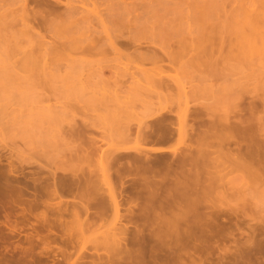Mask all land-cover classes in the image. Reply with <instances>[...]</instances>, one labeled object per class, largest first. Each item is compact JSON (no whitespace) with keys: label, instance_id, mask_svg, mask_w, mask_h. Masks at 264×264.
I'll return each instance as SVG.
<instances>
[{"label":"rangeland","instance_id":"1","mask_svg":"<svg viewBox=\"0 0 264 264\" xmlns=\"http://www.w3.org/2000/svg\"><path fill=\"white\" fill-rule=\"evenodd\" d=\"M4 1L5 3L7 1L9 2L5 4L4 2L2 3V0L0 1V6L5 4L0 9V17H1L0 19H2L3 16L5 18L10 17L6 15H12L11 17L15 16L17 17V19H19L21 15L20 4L15 3L13 1L11 2V0H4ZM30 1L31 2L28 5V18H30L28 20H30V22L29 21L24 22L27 27H23L25 25L21 26L20 25L21 21L18 20L15 23H13L15 24V26L17 24V28L16 27L15 29L10 28V30L8 31V34H5V37L3 36L4 32H1L2 30L0 31V36L2 37L0 38V174L5 173L8 177L10 170L13 169L14 171L18 172L17 174L18 176L15 175V178H17L19 182L25 187L24 200L27 202L32 200L33 195L35 194V190L39 189L40 186L38 185V183H42L43 185L48 184L51 187V184H52L51 181H52L53 176L59 179V178H63L67 176L68 174L74 173L79 177H86V178L90 177L91 187L94 188L95 190L87 189L83 185L82 187L75 188L71 194L63 196L64 199L62 200L60 198L62 195L60 194L55 195V196L54 195L46 196L44 199L45 203L53 199V202L51 201L49 202V204L58 203L60 201L76 204L74 208L70 209V212H65L62 215L57 214V212L54 209L45 205V206H40L37 210H32L29 213L27 212L24 220H22L23 218L17 217V220L20 223V230L13 232V233L4 232L3 234L0 235L2 237L0 238V264H72L73 261L74 263L78 262L77 259L84 255L86 256V254L95 255V253H97L96 255H100L101 258H104V256L108 257L109 254H107L106 256L105 253H107V251L109 252L113 250L114 247L112 246L115 245L112 242L113 239L111 240L108 237L109 236L113 237L114 233L121 234L122 233L121 230H125V229H122L123 227L126 226L128 232L129 233L131 232V234L134 233L138 227L139 229L142 228V232L144 231V236L147 235L146 237H149V235L151 234L153 235L155 231H152L151 233V230L153 229L156 231L159 230L158 229L159 227L158 228L156 227L158 230L154 228L155 226H158L160 224L157 221L159 224L155 225L156 222L152 220V218L154 217L150 216L147 222L142 220V222L144 221L145 223H147L146 225L144 224L145 226L143 225L144 227H146V230L143 229V227H141L142 226L141 219L138 218L140 220L139 222V220L136 217H139L138 215H141V214L143 215L144 211L146 213H149L150 211V214H152L151 212L155 207V203H156V207L157 205L159 207L160 206L159 204H164V202H166L164 199H161V196H163L164 192L166 191V190H162V187L163 189H167L170 187L171 190H173L174 184H175L174 176L177 177V175H179L178 172H180V170L177 169L179 167L178 163L185 160L186 162H188V164H190L189 158H191V156L193 157V155H195L194 154L195 152L197 155L194 156V158L195 160L197 158V163L196 162L194 164L191 163L192 167L195 164L197 165L201 164L200 166H202L205 169L201 167L202 170H199V171L208 170V168L203 166L204 164L207 167H209V169L211 167L212 168L215 167L214 163L216 161L214 159L218 156L215 154L225 153L227 150L225 147L226 146L225 144L227 143L226 141L224 142L225 139L224 138L222 139V136H219L220 131L217 128L216 129L218 130V133H217L218 139L216 137H212L211 135L210 137L209 133L208 134L206 133L209 131L208 127H210L211 125H216L217 127L219 126L220 128L221 125L223 126L224 124H226V122H229V120L233 122V119L239 116L238 112H240L239 110H241V107H243L242 104L244 103L248 104L250 103V101L251 102L255 101L257 106H260V107L262 106V102L264 103V100H262L264 99V93L262 92L264 91V89H262L264 88L263 86L264 85L263 84L264 83V77H263L264 72L262 70L264 69L262 68L264 66V63L262 62L264 61L262 60L261 62L260 55H257V56L253 55L251 57L252 60L250 58H245V57L242 58L241 55L238 54L239 52L236 51L237 49H236V46L234 45L235 40L234 39L232 40V36L230 35L228 36V34H224L223 37H221V38L225 37V40H227V42L224 41V43L220 41L221 39H218V36L217 38H214V39L210 37L212 40L207 39L208 41H205L204 39L201 40V38L204 37L203 35L207 33L205 32V30H207L206 28L209 27L208 26L209 23H207L206 21H208L209 19L205 16L208 20L204 19L205 25H207V26L204 25L206 27L204 29V32L201 31V29L199 30V28L197 29V27L195 26L200 24L199 21L201 22V20L195 22V23H198L197 25L194 24L193 21L195 20L191 16H193L196 10L194 12L192 8L195 7L197 9L196 3L198 5L199 3L201 4V2L203 1V4L205 3L207 4L205 5L202 4V7L203 9H206L205 13L209 14L207 12L208 7L211 6V3L213 4L212 2L213 0H210L211 2L209 0H201V1L200 0H188L189 2L185 0L186 3H189L191 5L190 6L191 9L190 7H188L189 10L187 9V6L189 4L187 5L184 0H180L181 2L179 0H172V4L175 1H179V2H176V4L179 3L178 8L182 7L183 9V10L178 9V11L180 10V12L178 11L176 12L182 14V11H183L184 12L183 15H185V11H186V15H187L186 17H182L183 16L182 15L181 16L182 18L181 17L177 18L178 15H176L177 20H179L180 18L181 19L184 18L183 19L184 23L183 22L181 23V19H180L179 24H182V25L186 24L187 26L184 25L183 28L187 30L190 27L189 31H185V32H187L189 38L192 39V41L189 39L188 40L193 45H190L191 43H189L188 45L193 46L192 48L194 52L186 48L188 51H190L189 54L191 56L187 57L188 53H186L185 51H184L185 52L184 54L187 55L186 57H183L179 60L178 58L183 56V54L181 56L179 55L178 57L175 56L178 59V63L179 62H181V64L183 63L182 64L183 66L184 65L188 66V62L191 65L190 67H186L187 69L186 74H189V75L191 74L190 77H186V78L183 77L184 75L182 73L181 74L183 76L179 74L180 72L178 71L180 69L183 70L184 67L180 66L181 64L180 65L178 64L180 69H176V67L174 66V64L176 63L170 64L172 59L167 58V51L170 52L174 50L172 47L170 48V46L174 47L177 44V42L182 40V37H181L182 34H180L179 36L181 38L180 39L178 38L179 41L177 38H175L177 37L175 34V31L177 30L176 31L177 33L180 32L178 29L180 28L179 26L181 25H179L178 24L179 21L177 22V20L175 19L174 12L170 14L172 15V17H170L169 15L170 19H168L167 17L168 21H170L172 18H174L176 21L174 22L173 19L171 20L175 24L173 23L174 26H168V28L169 27L171 28V29L169 28L170 30L168 29L169 31H171L173 28L175 29L176 28L175 25L177 26L178 24L177 27L179 28H176V30L172 31V34H174V36L170 35L167 29H165L167 28L166 26L168 22L167 20H166V24L162 23L160 20H157V22L160 21V23L158 22L156 24V22H154V24L157 25V27L159 26V24H162V25L165 24L166 27L160 26V28L163 27V29L166 30L165 32L169 33L165 35L166 33L163 30V32L165 33V34L163 33V35L167 37V40L170 39L171 36L173 37V39L171 37L172 41L170 39L168 40V42L163 41V40L162 42L161 41L162 38L157 36V39H156V36L153 35L151 32H149V34L147 35L149 36L152 34L155 40L152 39V35L149 36L151 38H148L147 35L141 36V33H140L141 38L138 36V38H136L137 39L136 41L140 39L141 40L138 42H134L133 38L135 39V37L131 36L133 34L132 31H134L133 29L131 30L132 27L130 28L128 32L130 34L128 38H130L131 40V38L133 37L132 46L135 45L134 43H137L136 45H141L142 48H144L142 50L143 52L144 50L149 49V47L145 46L147 44L148 46L153 48L154 51L157 50L156 52L159 51L162 53L163 57L158 52V54H160V57H162L163 59L162 61L163 63H161L162 65L158 64L157 66V65H153L155 63L152 64V62L150 61H148V63L147 61H144V62L141 60L139 61L138 58L134 56L137 59L136 60L135 58L132 57L133 56L132 53H134L133 52L134 50L124 48L126 45H130L132 42V41H129V39L127 38L128 34L127 32H125L124 28L127 29L128 31V27L132 26L135 20H134L133 14H130L129 16L126 17V19H129L127 20L129 22V25L127 21L125 23L124 19L123 21L112 19L114 20V24H113V21L111 20L110 15H108L110 13L109 8H111L109 5L111 6L113 5V2L110 3L111 2L110 0L109 2L108 1L100 2V4L96 6L91 5L93 7L90 6V4H92L91 2L85 1V5L83 6V8L86 10L94 11L96 9L97 12H100L101 14L105 15V17H107L104 23L106 27H102L101 24L96 23L97 25V26L95 25L96 27H91L88 29L79 28L80 29L79 30L75 28L78 32L75 31V29H73L74 31L73 34L74 33L75 34L73 35L72 33L71 34L69 33L68 36L66 32H71V31H67L61 28L62 29L61 31L65 33L63 34L61 32L62 33V36H61L59 34L60 30L58 32L55 30L56 32L54 31L55 33H53L52 31L54 28L49 27V26L47 27L42 24L43 20L45 19L46 20L52 19L51 21L55 23L56 20L54 18L58 17L59 14H62L63 12H65V5L67 2L66 0H30ZM112 1H115V0H112ZM117 1L118 2L124 1L126 4L136 3L139 5L144 0H130L128 2L127 0H116L114 3H118ZM149 2L150 0L147 3ZM208 2H209V6L207 7L206 5H208ZM143 4H145V2ZM192 5L194 7H192ZM199 6L201 5H198V7ZM232 6L233 5L231 3L230 5H229V2L227 3L226 8H228L227 9L228 14L232 12L233 10ZM234 7L236 8V6ZM200 8H198L197 10H201ZM3 12L4 13L6 12V13L4 14ZM50 16L51 17L53 16L54 18H51ZM187 17H189V20H187ZM211 18H210L211 20H209L210 24L212 23L211 25H214L215 23L213 24V17ZM185 19L189 22H187ZM131 21H134V22L131 23ZM116 22H119L121 26H118L117 28L118 23ZM121 22H124V24L128 26H124L123 23ZM171 24L172 22L170 23V25ZM155 25H154V28L158 29L159 27L157 28L155 27ZM168 25H169V22H168ZM11 27H14V26L12 25ZM120 27L123 29V30L122 29L120 30L121 32H123V35L120 31H118ZM24 28H28L29 30L28 33L32 35V37H29L30 40L28 39L29 42L28 40H25L28 37L24 38L23 36H21V34L18 33L19 31L21 32V30L23 32ZM133 28H135L134 25H133ZM209 28L208 30H211L212 26ZM12 30L18 31L16 33L19 34V39L15 38V36L16 37L18 36L16 34H14V36L9 35L13 33ZM24 30H25L24 31L25 33L27 29H24ZM180 30H182V28H180ZM185 32L183 30V33ZM211 32L213 33V28ZM212 33L211 35L207 33V35L213 37L215 34L214 33L212 34ZM124 34L126 35V37H122V36H125ZM36 35L39 36V38L41 37L43 41L47 42V44L54 45L58 43L59 45L61 41V45L64 44V47L66 48L62 46L63 48L60 49L62 51L58 50V53L62 52L61 54L60 53L59 55L55 54L54 57L48 56L49 58L46 57L43 60L44 65H47L45 64L46 61L48 63L47 66H49L48 67L49 69L46 70L47 72H45V70L43 71L42 69H40L41 70L39 71L40 73L38 71L35 73L33 70H29V69L28 70L30 72L27 73L26 72L28 71L27 69H24L23 70L24 72H23L22 71L23 66L21 67L20 64H18V62L23 60V57L25 56V55L23 56V54L26 53L25 49H30L29 46H31L33 41H35L34 43H36L37 41L36 39H38ZM69 35H72L71 40H70ZM133 35H137V33ZM207 35L206 37H208ZM159 36H161V34ZM183 36L185 37L187 36V34L185 33V35L183 34ZM188 36L186 38H188ZM57 37H59V39L60 37H62L63 40L62 38L59 40L57 39ZM144 37L145 39H143ZM65 38H66V41L64 40ZM73 38L75 41L73 40ZM75 38L80 41L76 40ZM97 38L98 40L100 39L103 42L101 41L99 42ZM159 38L162 44H160V42L158 41ZM186 38H184V40ZM92 39L93 40L96 39L98 43H102V44H100V46L97 48H91L88 45H89V41H93ZM228 39L231 40L232 42L228 41ZM72 41L76 43V44L74 43L75 47H73V43L72 44L70 43ZM185 41L184 43L186 44ZM26 42H28L29 44L28 43L26 44ZM66 42L71 44V46ZM158 42L160 46L158 45ZM165 42H167V44L169 43L167 46H169L170 49L167 48V46H165L164 44ZM219 42L222 43V47L225 46L224 50H220L221 45L219 44L221 43ZM115 43H118V46L120 48L119 51H116L113 48V45ZM203 43L207 44V49L206 47L204 48L206 50L209 49L208 50L209 52L205 51L204 48H203L204 51L203 50L201 51V49H198V52H196L195 48L199 46L203 47V45H201ZM79 44L80 45L82 44V45L80 46ZM12 46L13 47L15 46L16 50L15 49L13 50ZM23 46L26 48L24 49ZM234 46L236 50L232 49V47L234 48ZM164 47L169 50L165 51L166 49H164ZM68 48L69 49L72 48V49L69 50ZM230 50L231 51L233 50L232 52L234 53V55H232L233 53L231 54ZM234 50L236 52H234ZM199 51L202 53L205 52V55L207 54L206 52H208V54L209 53L211 54L213 52L214 54L212 53V55L209 54L206 56H203L204 54H202L200 55L201 57L203 56L201 58L200 56L197 55L198 53H200ZM235 54L236 55L238 54L239 56L236 57ZM196 55L198 57H196ZM58 56H61V57L58 58ZM164 56L166 57L164 58ZM192 57L193 58L195 57V59L194 61L192 60L191 62L190 61L191 59L189 58H192ZM239 57H241L242 59ZM52 58L54 59L53 60L54 63L51 64ZM256 59L259 61H256ZM254 60L256 61V63ZM139 62H141L140 64L142 65H140ZM17 64L20 66L19 68H17L18 67ZM149 64L155 67L153 66L150 67ZM52 65L54 66L52 67ZM251 65L252 66L254 65V66L251 67ZM47 66L45 68H47ZM159 66L160 67L163 66V68L166 67L167 70L165 69V71H167V73L164 71L163 68H160ZM137 69L145 70L146 72L150 74L161 73L162 76L166 78L168 77V80L170 79L169 76L171 77V80L172 78L177 79L179 84L180 83L182 84L181 87H183V90L185 92L184 96H186L184 98L186 99L181 98L182 99L181 100L180 97H183V96H179L178 97L179 99H177L178 102L180 103L179 104L175 100L176 99L175 97L177 96H175L174 99L172 96H170L173 99L171 101L170 100L171 98L168 96L170 95L168 92L162 89L163 90V94H162V93H159V92H162L161 90L156 91L153 88L152 89L156 92H152L153 90H148L151 92V93L148 92L149 95H147V93L145 92L143 94L144 95L146 94V95L143 96L142 93L140 92L141 93L140 95L146 98H143L141 96H139L140 98L138 99L132 98L134 96H132L131 94L134 95V92H136L135 90H133V88L139 89V86L137 87L136 85L135 86L132 85V83H130L132 82L131 79H129L130 77L124 78L125 77L124 75L130 76L131 74H133V71L136 70L137 72ZM161 70L165 72L166 74L165 73L163 74ZM252 72L254 73L253 75H255L254 77H252L253 75L251 76ZM258 74H262V76ZM96 76L97 78L98 76L100 78L95 79ZM101 77H103L104 79L101 80ZM110 78H115L114 80L116 81L120 79V81L119 80L118 81L122 82L123 85L121 87L119 85L120 88L119 87L117 88V86L112 84L114 80L113 79L111 80ZM104 80H106V82L109 80L108 82L111 84L109 85V83L108 84L104 83L103 82ZM122 80H125V81H122ZM256 80L259 82H257ZM99 81L101 83H99ZM124 82L126 84H124ZM179 84H176V85L173 84V85L177 87V85ZM261 84H262V87H261ZM181 87L179 85L177 89H179L180 91ZM130 88H132L131 90L133 91V93H131L132 91L130 92L129 90ZM140 91H143V90H140ZM144 91H147V90H144ZM180 93H182V91ZM137 94H135V96ZM260 95L261 96L263 95L262 96L263 98ZM114 96H117L118 98ZM148 97L150 98L147 99ZM108 99L111 100V103L109 102ZM115 99H119V100L116 101ZM139 99H143V100H139ZM143 102H145V104ZM186 102L187 104L185 105ZM181 108L182 110L185 108L184 111H182ZM258 109L260 108L258 107ZM186 110L188 111L186 113L187 114L186 121L188 118L190 119L187 121V123L189 121L192 122V117L196 116L194 115V116H191V118L189 117V115H192V111L194 112V114H197L199 118H201V120H203L202 122L204 123V125L201 122H199L200 124L198 125V127H200L201 124L203 125L202 127H200L201 130L197 128V124H196L195 127L197 128V130L191 131L193 130L191 128L190 131L188 132L189 126L191 123L188 124V130L184 128L182 116L185 114ZM180 113L182 114L181 116L179 115ZM235 114H238V115H235ZM260 117L262 118V115H260ZM163 119H166L167 121L169 120L168 122L166 121L167 125L169 126L172 125L171 131H172L173 136L171 135L170 137V139L172 140L168 141L166 144L163 143L161 145L160 144L161 142L160 143L158 142L159 143L158 144L154 142V140L152 139L151 140L153 142L149 140L150 141L149 144L147 143L148 141L145 142L144 144V142L142 141L143 138L138 139L140 135V131L141 133L142 132L147 133V135L149 136L151 133L150 127L152 128L153 123L159 120H163ZM257 122H259V120ZM260 124L261 125L257 124L259 127L258 126L256 127L258 128V130L260 128L259 139L261 138L263 140L262 144L264 145V120H262ZM147 125H150V126H147ZM255 125H256V121H255ZM192 132H194V134H192ZM197 134L199 135L197 136ZM140 136H142V134ZM139 141H141V144L139 143ZM192 146L196 147V148L193 147V151L191 150L192 148L190 149V147ZM94 147H96V149L98 148L97 153ZM197 147L198 149H200V151L202 150L204 151L202 152L198 151ZM158 148H162L165 151L161 153H156L155 151ZM227 148H230V147L227 146ZM233 148L235 147L233 146ZM99 149L101 151H99ZM189 149L191 150V153L193 152L192 154H190L187 151ZM136 150H142V152L145 151V153L142 154L141 152V154L143 155V157H145L150 162V169L145 167L146 168L145 170V168L142 167L139 170L132 165L128 157H130V155L131 157L135 155L140 156V153H139L140 151H138L137 154H135ZM85 151L88 154L90 153L91 154L88 155L86 154ZM100 152H102V154H105L106 157L108 155L112 157H120V154H122L121 155L122 157H120V160L122 161H120L121 163L119 162L120 165L119 163L118 164L116 163L117 165H113L107 159H105L106 157H104V160H100L98 158L99 157L98 153ZM204 152L208 153L207 155H209L210 153L212 159L213 157L215 158L213 160L211 159L209 160L210 156H208V160L207 159L205 160V158H207L206 157L207 155ZM83 153H85L86 155ZM110 153L115 156L111 155ZM212 153L215 156H212ZM145 154L146 156L147 155H150V156L146 157ZM184 154H185V157H184ZM87 155L91 157L89 158V160H87L88 157H85ZM187 155L188 156L191 155V156L188 158L186 157ZM198 155H199V158L202 156L203 160L202 158L199 159ZM161 158L164 159L165 163L163 162ZM194 158L192 159V161L194 160ZM125 159L126 161L129 160L130 162L127 161L128 162L127 163ZM157 160L160 162V163L158 162L160 166H161V163L165 165V166L162 165L161 167L162 169L158 167L159 165L158 166L154 165L155 163L157 164ZM171 161L172 163L176 162L175 165L173 164L174 167L171 166L172 165ZM208 161L210 163H207ZM167 164H169L168 165L169 169L166 166ZM176 164H177V167H176ZM188 164L185 163V167L188 166L187 169L189 170L190 166ZM163 167L166 169H163ZM175 168H176V171L173 170ZM141 169L145 171H142ZM118 170H120L121 180H119V175L117 174ZM137 170H139L140 172L138 173ZM238 172H236L237 174L235 173L236 175L232 174L235 177L232 175L229 176L230 178L233 177L232 179L227 178L229 182L233 181L232 184L231 182L230 184L227 183L228 180H225L226 184L229 185V187H227V185L224 184L225 186L224 189L226 190L223 192H227L228 190L227 188L232 189L234 187L232 191L231 190L229 191L230 198L228 197V195L226 196L224 195L225 197L223 196L224 198L222 197V199H220L221 197L218 194H221L222 189L218 190L219 191V192L217 191L218 194L214 193L212 198L210 197L211 198L209 199L210 201L209 202L207 201L206 203L208 205L209 204L211 205L212 200H214L215 202L213 201V204L215 205L217 204V206L219 207L216 208V207H211L213 205L211 206L209 205V207H211L210 209H208L210 210L209 212L208 210H204V208H201L200 210H198L197 207L193 208L192 206L191 207L187 206V208H190L189 210L186 207L183 209H181L180 207L181 210L177 211L178 209L177 204H172L176 208V211H174L173 207L168 208L169 206H171V204H169V206H168V203L164 204L163 208H166L165 206H167L168 209H172V211L169 210L171 213H168V209L166 210L167 213L169 214V215L166 214L168 216V217L166 216L167 217L166 219L170 221V222L166 221L168 222L167 224H169V226H171L172 228L173 221L175 222L174 224H176L177 222L175 217L174 219L172 218L173 216L172 214L173 213L176 215L178 214L177 218L179 217V214H181L180 217H182L183 210L186 212V215H187L186 216L185 212H183L184 217H188V220H190L189 218L199 219V216H200L199 213H202L203 215V214H207L208 212L210 215V213L212 212L211 215H215L216 213L219 214L218 215L219 217L216 216L217 214L214 216V218L218 217V219L214 221V224L216 223L217 220L219 221L220 219L219 221L221 223L220 225L223 226V228H221L222 231H224V226L227 227V224L230 226V228L229 226L227 228L225 227L226 229L224 232H230L231 230H233L232 232H234L235 231L234 223L238 221L239 228H238V231L236 230V232L234 233L236 235L235 238L240 239L241 242L244 243V241H246L244 239L247 238V235L248 234L252 235L254 234L253 232H255V236L254 235L252 236L255 237V239L257 237L256 240L262 239L264 242V234H263L264 232V186H263L264 178H262L263 180H261L260 182L258 180H254L253 178L251 179H247V177L244 178L241 176L242 175L241 173L243 172L241 171H238ZM10 175L14 177L13 174L10 173ZM165 176H166V179H165ZM13 177L12 179L17 181ZM162 178L164 179V181H162ZM148 179H151L152 184L149 183ZM167 179H169L168 183H167ZM37 181L39 182L37 183ZM160 182H164V183L161 184ZM172 182H173V185H172ZM2 183H3V180L0 181V185ZM121 183H123V185ZM166 183L169 186H167ZM142 186L144 187L141 188ZM243 186H246V187H244L243 189ZM152 188L153 190L156 189L155 194H154V191L151 192ZM160 188H161V191L163 192L162 194L160 192L158 194L157 192L160 190ZM109 189H113L115 192L116 191L121 192V190L123 189L122 191L124 192L125 196L127 197L131 196L130 200H128L127 202L122 201V199L120 198L122 206L120 207V210H119L120 213L118 214V216L109 207L111 206L110 203L108 205V199L110 201L109 195H107ZM175 189L171 193H169L173 196L172 197H170L171 195L168 196L170 197L169 201L171 203H173L172 200L176 199V195H174ZM136 192L137 193L143 192V197H142V193H140V196L138 197L139 193L137 195ZM168 192L170 191L168 190ZM244 193H247V194H244ZM2 194H3V191H2V187L0 186V204L8 203L9 198L6 197L5 199H3ZM153 194L154 196L157 195V197L154 198V196H151ZM144 195H145L146 200L144 199ZM222 195L223 193L221 194V196ZM104 197L106 198V200ZM99 198L100 199L103 198L102 200L103 202H105L103 204H106L108 208H106L104 212L97 215L96 217L89 218L88 215L93 214L95 210L91 208L87 212L89 214H87L84 210V207L86 203H91L94 205V202ZM157 198H159L160 200H158ZM177 198H179V196H177ZM225 198L227 201L225 200ZM224 201L225 203H227V205H224L223 203ZM206 203L204 202V204H202L204 205L203 207H205V205L207 206ZM150 207H153V209H151ZM220 207L224 213H222V210H219ZM238 207H240V209H238ZM229 208H231L230 209L231 211L229 210ZM234 208H236L238 211L237 210L235 211ZM129 209L132 210L131 213L136 218V219L134 218L135 221H132V223H129V219L126 220L125 218V216L129 217V213H128ZM211 209L214 211H212ZM202 211L205 213H203ZM194 212L197 214H195ZM213 212L215 213L213 214ZM226 212H229V213L232 212V213L229 214ZM234 212L235 214L237 213L236 216L233 215ZM184 217L182 218L186 220V218ZM233 217H236L239 220H236V218L233 219ZM164 219H165V216H164ZM196 219L192 221H197ZM165 220H164V223H166ZM179 220L181 219H178V221ZM188 220L186 221L188 222ZM210 220L211 219L209 218V220L206 221L208 226L210 222L212 223V220L211 221ZM192 221H189V222H192ZM218 221L216 223V226L219 223ZM136 223L139 224V226H137ZM223 223L226 225H224ZM153 224H154V227H153ZM167 224L166 226H168ZM174 224H173V230L177 226ZM147 225L149 227H147ZM161 225H164L165 227V224H161ZM209 227H210L209 231L215 233L216 230L219 231V228L221 226L215 227V225H212V226L210 225ZM258 230L262 231L263 235H261V233ZM101 235H105V236L108 235V237H105V236L103 237ZM108 242H112L111 245ZM107 243H108L107 246H110V247H107V246L105 247V244ZM232 244L233 243L229 242L225 244V246L228 249L231 248V250H234L236 246ZM216 245L217 244H214L213 246H216ZM221 245L220 247H222ZM130 248L132 249V246H130ZM135 249H138V247H136ZM87 260L88 261L90 260V262L93 261L91 259H86V261ZM104 260L107 261V259H103V261ZM83 263L85 262L83 261ZM187 264H190V263H187Z\"/></svg>","mask_w":264,"mask_h":264},{"label":"bare ground","instance_id":"2","mask_svg":"<svg viewBox=\"0 0 264 264\" xmlns=\"http://www.w3.org/2000/svg\"><path fill=\"white\" fill-rule=\"evenodd\" d=\"M1 1V0H0ZM15 2V3H18V4H20V6H21V15H20V18L19 19H17V17H15V16H13V17H11L12 15H6V16H10V17H4L3 16V18L2 19H0V31L1 32H4V37H5V34H8V31L10 30V28L11 29H15V27L17 28V24H16V26H15V24H13V23H15L16 21H21V26L22 25H25V23L24 22H27V21H29L30 22V20H28V19H30V18H28V5H29V3L31 2L30 0H11V2ZM67 2H66V5H65V12H63L62 14H59L58 15V17H56V18H54L53 16L51 17V18H54L55 20H56V24L55 23H53L51 20H43V22H42V24L44 25V26H49V27H52V28H54L53 29V33H55L56 31L58 32L59 30V34L62 36V33H63V31H61L62 29L61 28H63V29H65V30H67V31H71V32H66L67 33V36H68V34L70 33H72L73 34V29H75V28H77V29H79V28H86V29H88V28H91V27H96L97 25H96V23H98V24H101V26L102 27H106L105 26V20H106V18L107 17H105V15H103V14H101L100 12H97L96 11V9L94 10V11H89V10H86V9H84L83 8V6L85 5V1H88V2H91L92 4H90V6L91 5H93V6H96V5H98V4H100V2H105V1H108L109 2V0H66ZM111 2L110 3H112L113 2V5L111 6V5H109L111 8H109L110 9V13L108 14V15H110V18H111V20L112 19H115V20H121V21H123V19L125 20V23H126V21L127 20H129V19H126V17L127 16H129L130 14H133V17H134V20H135V22L134 21H131V23H136V24H134L133 23V25L135 26V28H133V25L132 26H129L128 27V31H127V29H125L124 28V30H125V32H127V38L129 37V30H130V28H131V30L133 29L134 31H136V32H134V31H132V33L133 34H135V33H137V35H131V36H134L135 37V39L133 38V40H134V42H138V41H140V40H138V41H136L137 39L136 38H138V36L141 38V36H144V35H147V34H149V32H151L153 35H155L156 36V39H157V36L158 37H160V38H162L161 39V41L163 40V41H167L168 42V40H170L171 39V37H170V39H168L167 40V37H165V35H167V34H169L170 33V35H173L174 36V34H172V31H174V30H176V28H182V30H180V28L178 29L180 32H176L175 31V34H176V36L177 37H175V38H181L182 37V40H180L179 41V39H178V41L179 42H177V44L173 47V46H170V48L172 47L174 50L173 51H167V50H169L170 48H169V46H167L168 44H167V42H165L164 44H165V46H167V48H169V49H167V48H165L164 47V49H166L165 51H167V58H169V59H172V61L171 62H173V63H171L170 62V64H174V63H176V64H174V66L176 67V69H180V67L178 66V64L180 65L181 64V62H179L178 63V59L180 60L181 58H183V57H186L187 55V57H189V56H191L190 54H189V52L190 51H193V46H190V45H193L189 40H191L192 41V39H190L189 38V36H188V33L187 32H185V31H189V28H188V30L187 29H185V28H183V26L184 25H186V24H184V25H182V24H179L180 23V19L182 18V17H186L187 15H186V11H185V15H183L184 14V12L182 11V14H180V13H178V12H180V10L178 11V9H182V7H179L178 8V6H179V3H177L176 4V2H179V1H175V2H173V4H172V0L169 2L168 0H150V2L149 3H147L149 0H144L141 4H136V3H130V4H126L124 1H120V2H118V3H114L115 1H112V0H110ZM128 1H130V0H127V2ZM185 1V0H184ZM183 1V2H184ZM201 1V0H200ZM199 1V2H200ZM210 1V0H209ZM5 3V1L4 0H2V3ZM7 2H9V1H7ZM6 2V3H7ZM145 2V4H143ZM181 2V1H180ZM187 2H189L188 0H187ZM196 2H198V1H196ZM211 2V1H210ZM213 2V4L211 3V6H209V2H208V5H206L207 7H208V13L209 14H206L205 13V10L206 9H203V7H202V4H203V1L201 2V4L199 3L198 5H201V6H199L198 7V5H197V3H196V7H197V9L198 8H200L201 10H197L193 5H192V7H194V8H192L193 10H194V12H195V10H196V12L194 13V12H192V13H194L193 14V16H191L195 21H193L194 22V24H198V23H195V22H197V21H199V20H201V22L199 21V23L201 24H198L197 26H195V27H197V29L199 28V30L201 29V31H203L204 32V29L206 28L205 26H207V25H205V22H204V19L206 20L207 18L209 19V20H211L212 18L211 17H213V24L214 25H211L210 24V21L208 20V21H206L207 23H209L208 24V26L209 27H211L212 26V28H213V33L215 34L213 37L212 36H208L207 35V33L208 34H210L211 35V30H212V28H211V30H208V28L209 27H207L206 29L208 30H205V32H207L206 34H204L203 36V38H201V40L202 39H204L205 41H208V40H210L211 38H217V36H218V39H221L220 41L222 42V43H224V41H226L227 42V40H225V37L224 38H221V37H223V35L224 34H228V36L230 35V36H232V40L234 39L235 40V43H234V45L236 46V49H235V46H234V48L232 47V49H235L236 51H238L239 53L238 54H240L241 55V57L243 58V57H245V58H250L251 59V57L253 56V55H260L259 57H260V60H261V62H262V60L264 61V0H213L212 1ZM229 2V5H230V3L233 5L232 7H233V10H232V12L230 13V14H228V11H227V9L228 8H226V6H227V3ZM5 3V4H6ZM87 3V2H86ZM185 3H186V1H185ZM184 3V4H185ZM4 4V5H5ZM181 4V3H180ZM183 4V3H182ZM187 5L189 4V3H186ZM205 4H207V3H205ZM205 4H203V5H205ZM4 5H1L0 6V9H1V7H3ZM80 5V6H79ZM93 6H91V7H93ZM108 6V7H109ZM180 6H182V5H180ZM191 5L189 4L188 6H187V9H188V7H190ZM234 6H236V8L234 7ZM186 7V6H185ZM206 7V8H207ZM5 8V7H4ZM3 8V9H4ZM235 8V9H234ZM98 9H99V7H98ZM190 9H191V7H190ZM183 10V9H182ZM189 10V9H188ZM193 10H191V11H193ZM108 11V10H107ZM176 11H178V12H176ZM227 11V12H226ZM174 12V16H175V19H176V15H178L177 16V18H179V17H181L182 15V17L179 19V20H177V22H178V24L179 25H181V26H179V27H177L178 26V24H177V26L175 25V29L173 28L171 31H169L170 29L168 28V26H174V22H176L175 21V19L174 18H172L173 20H174V22L173 21H168L167 20V17H168V19H170L169 18V15L170 14H172ZM4 13V12H3ZM6 13V12H5ZM4 13V14H5ZM19 13V14H20ZM176 13V14H175ZM136 14H138V15H136ZM180 14V15H179ZM187 14H188V12H187ZM135 15V16H134ZM207 18H206V17ZM170 17H172V15H170ZM1 18V17H0ZM128 18H130V17H128ZM211 18V19H210ZM184 19V18H183ZM183 19H181V23L184 21ZM58 20V21H57ZM157 20H160L162 23H165L166 24V20L169 22V25H168V22H167V24H166V26H167V28H165V29H167V31L169 32H165L166 30L165 29H163V27L165 26V24L164 25H162V24H159V28L157 27V25H155L154 24V22H156V24L159 22L160 23V21H158L157 22ZM163 20V21H162ZM186 20V19H185ZM187 20H189V17H187ZM186 20V21H187ZM54 21V20H53ZM113 21V24H114V20H112ZM111 21V22H112ZM215 21V22H214ZM28 22V23H29ZM128 22V21H127ZM172 22V24L170 25V23ZM187 22H189V21H187ZM116 23H118V25H117V28H118V26H121V24L119 23V22H116ZM121 23H123V25L124 26H128L129 25V22H128V25H126V24H124V22H121ZM174 23V24H173ZM184 23V22H183ZM204 23V24H203ZM111 24V23H110ZM188 24V23H187ZM193 24V23H192ZM14 26V27H11V26ZM18 25H19V23H18ZM96 25V26H95ZM131 25V24H130ZM154 25H155V27H157L158 29H156V28H154ZM203 25V26H202ZM205 25V26H204ZM99 26V25H98ZM115 26V25H114ZM113 26V27H114ZM123 26V27H124ZM160 26H163V27H161L160 28ZM165 26V27H166ZM187 26V25H186ZM185 26V27H186ZM23 27H27L26 25L25 26H23ZM22 27V28H23ZM194 27V26H193ZM201 27V28H200ZM29 28V27H28ZM28 28H24V29H27V31L24 33V29H23V32H22V30H21V32L19 31H15V30H12L13 31V33H11V34H9L10 36H14V34H16V35H18L17 37L15 36V38H17V39H19V34H21V36H23L24 38L25 37H28L27 39H25V40H30V38L29 37H32V35H30V33H28L29 32V30H28ZM116 28V27H115ZM116 28V29H117ZM8 29V30H7ZM122 28L120 27V29L118 30V31H120ZM169 29V30H168ZM194 29V28H193ZM196 29V28H195ZM196 29V30H197ZM210 29V28H209ZM56 30V31H55ZM80 30V29H79ZM113 30V29H112ZM123 30V29H122ZM163 30H164V32L166 33H164L163 32ZM183 30H184V32L187 34V36H188V38H186L187 36H183V34L185 35V33H183ZM198 30V31H199ZM7 31V32H6ZM11 31V32H12ZM55 31V32H54ZM75 31H77L76 29H75ZM87 31V30H86ZM85 31V32H86ZM117 31V30H116ZM193 31V30H192ZM195 31V30H194ZM197 31V32H198ZM209 31H210V33H209ZM16 32H18V33H16ZM62 32V33H61ZM78 32V31H77ZM121 32V31H120ZM120 32H118V33H120ZM122 33V35H123V32H121ZM140 33H141V36H140ZM146 33V34H145ZM163 33L165 34V35H163ZM193 33H195V32H193ZM212 33V34H213ZM58 34V35H59ZM63 34H65V33H63ZM75 34V33H74ZM73 34V35H74ZM126 34V33H125ZM124 34V35H125ZM139 34V35H138ZM151 34V35H152ZM156 34H158V35H156ZM161 34V36H159ZM180 34H182L181 35V37H179L180 36ZM35 35V34H34ZM55 35V34H54ZM121 35V36H122ZM151 35H149V36H151ZM153 35H152V39L153 40H155L154 38H153ZM206 35L209 37H206ZM10 36H9V38H10ZM37 36V35H36ZM35 36V37H36ZM64 36V35H63ZM66 36V35H65ZM66 36V37H67ZM71 36L72 35H69V37H70V40L72 39L71 38ZM76 36V35H75ZM80 36H82V35H80ZM92 36V35H91ZM137 36V37H136ZM148 36V35H147ZM148 36V38H151V37H149ZM3 37V38H4ZM38 37V39H36L37 41H36V43H34L35 41H33V43H32V41H31V43L33 44V46H32V44H31V46H29V48L30 49H25L26 47H24V49H25V51H26V53L25 54H23V60H21V58H20V62H18V64H20V66L23 68H20V69H22V71L24 70V69H29V70H33L35 73L38 71H41L40 69H42L43 71L45 70V72H47L46 70L47 69H49L48 67L49 66H47L48 65V63H47V61H46V63L45 64H47V65H44V59L46 58V57H48V56H50V57H54L55 56V54H58L59 55V53L61 54L62 52H59L58 53V50H60L61 48H63L64 47V44H63V42H62V44L63 45H61V41H60V43H59V45H58V43L57 44H47V42H45V41H43L42 40V38L40 37L39 38V36H37ZM68 37V38H69ZM79 37V36H78ZM120 37V36H119ZM122 37H126V35L125 36H122ZM163 37H164V39H163ZM206 37V38H205ZM211 37V38H210ZM0 38H2L1 36H0ZM8 38V39H9ZM62 37H60V39H61ZM95 38V37H94ZM121 38V37H120ZM132 38H131V40H130V38H128L129 39V41H132ZM160 38H159V42H160ZM166 38V39H165ZM169 38V37H168ZM184 38H186L185 40H187V41H185L184 40ZM228 38V37H227ZM57 39H59V37H57ZM59 39V40H60ZM76 39V38H75ZM81 39H83V38H81ZM143 39H145V37L143 38ZM172 39H173V37H172ZM172 39H171V41H172ZM189 39V40H188ZM208 39V40H207ZM230 39V38H229ZM228 39V41H230V42H232L231 40H229ZM13 40H14V38H13ZM29 40H28V42H29ZM35 40V39H34ZM62 40H63V38H62ZM65 41H66V38L64 39ZM69 40V39H68ZM67 40V41H68ZM69 40V41H70ZM73 40H74V38H73ZM76 40H78V39H76ZM93 40V39H92ZM97 40H98V38H97ZM212 40V39H211ZM5 41V40H4ZM53 41H54V39H53ZM75 41V40H74ZM74 41H72V42H70L71 44L73 43V47H75L74 46ZM78 41H80V40H78ZM83 41V40H82ZM99 42L101 41V42H103L102 40H98ZM98 41H96V39H94L93 41H89V45L88 46H90L91 48H97V47H99L100 46V44H102V43H98ZM128 41V42H129ZM162 41V42H163ZM184 41L186 42V44L184 43ZM214 41V40H213ZM28 42H26V44L28 43ZM52 42V41H51ZM77 42V41H76ZM159 42H158V45L160 46V44H162L161 42H160V44H159ZM170 42V41H169ZM221 42H219V43H221ZM234 42V41H233ZM66 43H68V42H66ZM130 43V42H129ZM132 43H133V41L131 42V44L130 45H126L124 48H126V49H133L134 51V53H132L133 54V58H138V60L140 61H147V63H148V61H150V62H152V64L153 63H155V64H153V65H157L158 66V64L159 65H162L161 63H163L162 61H163V59H162V53L161 52H159L160 54H161V56L162 57H160V54H158V52H156V51H154V49L153 48H151L150 46H148L147 44L145 45V46H147V47H149V49H147V50H144L143 52H142V50L144 49V48H142V46L141 45H136L137 43H134L135 45L134 46H132ZM152 43V42H151ZM150 43V44H151ZM157 43V42H156ZM181 43V44H180ZM189 43H191L190 45H188ZM222 43L221 44H219V45H221L220 46V50H224V48H225V46H223L222 47ZM10 44V43H9ZM29 44V43H28ZM35 44V45H34ZM69 44V43H68ZM71 44H69L70 46H71ZM76 44V43H75ZM82 44H83V42H82ZM81 44V45H82ZM149 44V45H150ZM206 44V43H205ZM204 43L203 44H201V45H203V47H201V46H199V47H196L195 48V51L196 52H198V49H201V51L203 50V48L204 47H206V49H207V44L205 45ZM231 44V43H230ZM17 45V44H16ZM56 45H58V46H56ZM66 45V44H65ZM77 45H78V43H77ZM80 45V44H79ZM80 45V46H81ZM195 45V44H194ZM27 46V47H28ZM63 46V47H62ZM152 46V45H151ZM186 46V47H185ZM189 46H190V48H189ZM229 46H231V45H229ZM13 47V46H12ZM11 47V48H12ZM22 47V46H21ZM68 47V46H67ZM64 48H66V47H64ZM113 48L116 50V51H119L120 50V48H119V46H118V43H115L114 45H113ZM151 48V49H150ZM189 49L190 51H188L187 49ZM15 49V46L13 47V50ZM21 49V48H20ZM23 49V50H24ZM69 49V48H68ZM72 49V48H71ZM71 49H69V50H71ZM153 49V50H152ZM205 48H204V50L205 51H208V50H206ZM231 49V48H230ZM12 50V51H13ZM16 50V49H15ZM23 50H22V52H23ZM66 50V49H65ZM172 50V49H171ZM203 50V51H204ZM227 50V49H226ZM234 50V52H236ZM18 51V50H17ZM60 51H62V50H60ZM186 53H188L187 55H185L184 53L185 52ZM213 51V50H212ZM233 51V50H232ZM231 50H230V52H231V54L233 53ZM20 52V51H19ZM194 52V51H193ZM200 52V51H199ZM209 52V51H208ZM208 52H206L207 54L206 55H209L208 54ZM17 53V52H16ZM21 53V52H20ZM213 53V52H212ZM212 53L210 54V55H212ZM12 54H14V53H12ZM51 54V55H50ZM54 54V55H53ZM178 54V55H177ZM183 54V56H181ZM202 54H204L203 56H206L205 55V52L204 53H202V52H200V53H198L197 55L198 56H200V55H202ZM214 54V53H213ZM236 55L235 54V56L236 57H238L239 55ZM14 55H16V54H14ZM181 56V57H179L178 59L175 57V56ZM196 55V57H198ZM232 55H234V53L232 54ZM135 56V57H134ZM202 56V57H203ZM59 57H61V56H58V58ZM166 56H164V58H165ZM201 57V56H200ZM199 57V58H200ZM201 57V58H202ZM241 57H239V58H241ZM11 58V57H10ZM49 58V57H48ZM135 58V59H136ZM174 58V59H173ZM207 58H208V56H207ZM212 58H213V56H212ZM241 58V59H242ZM258 58V57H257ZM263 58V59H262ZM189 59H191L190 61L192 62V60L194 61V59H195V57L193 58H189ZM238 59V58H237ZM255 59V58H254ZM53 58H52V62H51V64L52 63H54L53 62ZM137 60V59H136ZM174 60V61H173ZM239 60V59H238ZM247 60V59H246ZM252 60V59H251ZM241 61V60H240ZM248 61H249V59H248ZM255 61V60H254ZM253 61V62H254ZM256 61H259V60H257L256 59ZM256 61H255V63H256ZM17 62V61H16ZM49 62V61H48ZM250 62H252V61H250ZM260 62V63H261ZM141 62H139V64H140ZM262 63H264V62H262ZM261 63V64H262ZM16 64V63H15ZM14 64V65H15ZM17 64V65H18ZM138 64V65H139ZM146 64V63H145ZM183 64V63H182ZM180 65V66H183V65ZM254 64V63H253ZM55 65V64H54ZM54 65H52V67L54 66ZM140 65H142V64H140ZM150 65V67H152L151 66V64H149ZM19 65H18V67L17 68H19L20 67ZM47 66V68H45ZM51 66V65H50ZM146 66V65H145ZM191 65L189 64V62H188V66H183L184 67V69L183 70H178L180 73L179 74H181L183 77H190V75L189 74H186V67H190ZM247 66V65H246ZM254 66V65H253ZM252 65H251V67H253ZM256 66H258V65H256ZM143 67V66H142ZM141 67V68H142ZM147 67V66H146ZM153 67H155V66H153ZM160 67V66H159ZM178 67V68H177ZM250 67V68H251ZM160 68H163V66L162 67H160ZM255 68V67H254ZM262 68H264V66L262 67ZM261 68V69H262ZM52 69V68H51ZM130 69H132V68H130ZM164 69V71H165V69H166V67L165 68H163ZM162 69V70H163ZM258 69H259V67H258ZM260 69V70H261ZM26 71L27 73L28 72H30V71ZM114 70V69H113ZM119 70V69H118ZM123 70V69H122ZM161 70V71H162ZM167 70V69H166ZM263 70V72H264V69H262ZM100 71V70H99ZM127 71V70H126ZM184 71V72H183ZM255 71V70H254ZM253 71V72H254ZM24 72V71H23ZM125 72V71H124ZM163 72V71H162ZM166 73H167V71H165ZM165 72H163V74L165 73ZM252 72V74H251V76L254 74ZM32 73V72H31ZM40 73V72H39ZM131 73V72H130ZM153 73H155V72H153ZM165 73V74H166ZM44 74V73H43ZM115 74V73H114ZM256 74V73H255ZM99 75H101V74H99ZM186 75V76H185ZM258 75H261L262 76V74H258ZM257 75V76H258ZM114 76V75H113ZM121 76H123V75H121ZM125 77L124 78H129V79H131V81L132 82H130V83H132V85H136L137 87L139 86V89L137 88H133V90H135L136 92H134V95L133 94H131L132 96H134V97H132V98H140L139 96H141V97H143V96H145L143 93H147V95H149L148 94V92L149 93H151L150 91H148V90H156V91H162V92H159V93H162L163 94V90H165L166 92H168L170 95H168L169 97L170 96H172L173 97V99H174V97L175 96H177V97H175L176 99V102L177 103H179L178 102V100L177 99H179L178 97L179 96H183V97H180V99L182 98V99H186V98H184V97H186V96H184V94H185V92H184V90H183V87H181L182 86V84L180 83L179 84V82H178V80L177 79H173L172 78V80H171V77L169 76V80H168V77L166 78V77H164V76H162L161 75V73H159V74H150V73H148V72H146L145 70H141V69H137V72H136V70L135 71H133V74H131L130 76H126V75H124ZM255 75H253L252 77H254ZM259 77V76H258ZM264 77V76H263ZM100 77L98 76V78H97V76L95 77V79H99ZM117 78H118V76H117ZM116 78V79H117ZM122 78V77H121ZM256 78V77H255ZM262 78V77H261ZM104 78L103 77H101V80H103ZM111 80L113 79H115V78H110ZM123 79V78H122ZM119 81H120V79H118ZM116 81V80H114L113 82H112V84L113 85H115V86H117V88L119 87V85H120V87L123 85V83L122 82H119V81ZM258 80H260V79H258ZM109 81V80H108ZM106 82V80H104L103 82L104 83H106V84H108L109 82ZM116 81V82H115ZM122 81H125V80H122ZM129 81V80H128ZM257 81V80H256ZM115 82V83H114ZM257 82H259V81H257ZM263 82V81H262ZM99 83H101L100 81H99ZM103 83V84H104ZM126 83H127V81H126ZM125 82H124V84H126ZM171 83H173V84H179L180 85V87H181V89H180V91H179V89H177L178 88V86L179 85H177V87H175L173 84H171ZM111 83H109V85H110ZM264 84V83H263ZM113 85H111V86H113ZM125 86V85H124ZM133 86V87H134ZM264 86V85H263ZM119 87V88H120ZM261 87H262V84H261ZM141 88V89H140ZM151 88V89H150ZM153 88V89H152ZM132 88H130L129 90H130V92L132 91L131 90ZM158 89V90H157ZM163 89V90H162ZM262 89H264V88H262ZM137 90H138V92H137ZM140 90H147V91H140ZM152 91V92H156V91ZM164 91V92H165ZM182 91V93H180ZM142 93V95H140L141 93ZM263 93H264V91H262ZM131 93H133V91L131 92ZM138 93V94H137ZM135 94H137L136 96H135ZM181 94V95H180ZM158 95H160V94H158ZM252 95V94H251ZM138 96V97H137ZM165 96V95H164ZM167 96V95H166ZM261 96V95H260ZM259 96V97H260ZM263 96V95H262ZM261 96V97H262ZM114 97H117V96H114ZM172 97H170L171 99V101L173 100L172 99ZM257 97V96H256ZM111 98H113V97H111ZM118 98V97H117ZM131 98V99H132ZM143 98H146V97H143ZM150 97H148L147 99H149ZM164 98V97H163ZM263 98V97H262ZM137 99H135V100H137ZM153 99H155V98H153ZM181 99V100H182ZM257 99V98H256ZM109 100V99H108ZM116 101L117 100H119V99H115ZM114 100V101H115ZM139 100H143V99H139ZM157 100H159V99H157ZM164 100V99H163ZM174 100V101H175ZM253 100H255V99H253ZM252 100V101H253ZM259 100V99H258ZM262 100H264V99H262ZM187 101V100H186ZM109 102L111 103V100H109ZM142 102V101H141ZM144 104H145V102H143ZM255 103V104H254ZM258 103V102H257ZM147 104V103H146ZM180 104V103H179ZM187 104V102L185 103V105ZM245 104V103H244ZM242 104V106L243 107H241V110H239L240 112H238L239 113V116L238 117H235V119H233V122H231V120H229V122H226V124H224L223 126L221 125V127L219 128V126L217 127L216 125H211L210 127H208V132H206L207 134L209 133V136L211 135L212 137H216L217 138V133H218V130L217 129H219V131L221 132V134H220V132H219V136H222V139L224 138L225 140H224V142L226 141V143L227 144H225L226 146V152L225 153H221V154H215V155H218L216 158L215 157H213V159L216 161L214 164V166L215 167H211L210 169H209V167H207L205 164L203 165V163H202V165L203 166H205L206 168H208V170H205V171H199V170H202L201 169V167L202 166H200L201 164H199V165H197V164H195V165H193V167H192V165H191V163L192 164H194L195 162L197 163V158H196V160H195V158H194V156H196L197 154L194 152V154L195 155H193V157L191 156V158H189L190 156H186V157H188L189 158V162H190V164H188V162H186L185 160H183V161H181L180 163H178V168L177 169H179L180 170V172H178V174L179 175H177V177L176 176H174V188H173V190L175 189V192H174V195H176V199L175 200H172V202L173 203H171L169 200H170V197H172L173 195H171V194H169V193H171L173 190H171V188L169 187V188H167L170 192H168V190L167 189H163V187H162V190H166L165 192H164V195L163 196H161V199H164L166 202H164V204H167L168 203V206H169V204H171V206H169L168 208H172L173 207V209H174V211H176V208L172 205V204H177V206H178V209H177V211L178 210H181V209H183V208H187V206L188 207H197L198 208V210H200L201 208H204V210H208V209H210L211 207H216V208H218L219 206H217V204L215 205V204H213V201L214 200H212V203H211V205H213V206H211L210 204V206L211 207H209V205L206 203L207 201L209 202L210 200L209 199H211L212 198V196H213V194L214 193H217V191L218 190H220V189H222V192H221V194L223 193V195L221 196V194H218L221 198L220 199H222V197L225 195H228V197H229V191L231 190H233V188L232 189H230V188H227L228 190H227V192H223V191H225L226 189H224V184L225 185H227L226 184V182H225V180H228V179H232V178H230L229 176H231L232 174H235L236 172H238V171H241V172H243V173H241L242 175V177H247V179H251V178H253L254 180H258V181H260L261 182V180H263L262 178H264V145L262 144V139L260 140L259 139V131H260V128H259V130H258V128L256 127V126H258L257 124H259V125H261L260 123L262 122V120H264V103L262 102V106L260 107V106H257V104H256V102L254 101V102H251L250 101V103H248V104ZM259 104V103H258ZM260 105H261V103H260ZM257 106V107H256ZM258 107L260 108V109H258ZM148 108V107H147ZM185 109V108H184ZM184 109L182 110V108H181V110L182 111H184ZM187 109H188V107H187ZM180 110V111H181ZM179 111V112H180ZM181 111V112H182ZM188 111L186 110V112H185V114L182 116V118H183V124H184V128L185 129H187L188 130V124L189 123H193L192 125L190 124V126H189V130H188V132L190 131V129L192 128L193 130H191V131H196L197 130V128H199L200 130H201V128L200 127H202L203 125H204V123L202 122L203 120H201V118H199V116L197 115V114H194V112L192 111V115H189V117L191 118V116H194V115H196V116H194V117H192V122H188L187 123V121L188 120H190L189 118L187 119V121H186V118H187V113ZM180 116L182 115L181 113L179 114ZM235 115H238V114H235ZM260 115H262V118L260 117ZM180 119V118H179ZM232 119V118H231ZM200 120V121H199ZM259 120V122H257ZM166 119H163V120H159V121H156L155 123H153V125H152V128L150 127V129H151V133H150V135L148 136L147 135V133H144V132H142L141 133V131H140V135L142 134V136H140L139 135V137H138V139L139 138H143L142 139V141L144 142V144H145V142H147L148 144H149V140H154V142H156V143H160L161 145L164 143V144H166L168 141H170V140H172V139H170V137H171V135L173 136V134H172V131H171V126H169V125H167L166 124ZM169 121V120H168ZM167 121V122H168ZM180 121V120H179ZM198 121V122H197ZM255 121H256V125H255ZM199 122H201L202 124H201V126L200 127H198V125L200 124ZM169 124H171V123H169ZM197 124V128L195 127V125ZM147 126H150V125H147ZM146 126V127H147ZM259 127V126H258ZM261 127V126H260ZM149 128V127H148ZM195 128V129H194ZM217 128V129H216ZM148 130V129H147ZM150 131V130H149ZM203 131V130H202ZM144 133V134H143ZM199 133V132H198ZM71 134V133H70ZM146 134V135H145ZM192 134H194V132H192ZM196 134V133H195ZM72 135V134H71ZM191 135V134H190ZM199 134H197V136H198ZM138 136V135H137ZM196 136V135H195ZM210 136V137H211ZM200 137V136H199ZM173 138V137H172ZM220 138V137H219ZM218 139V138H217ZM151 140V141H152ZM138 142V141H137ZM142 142V143H143ZM153 142V141H152ZM139 143L141 144V141H139ZM158 143V144H159ZM154 144V143H153ZM143 145V144H142ZM193 145V144H192ZM227 146L228 147H230V148H227ZM233 146L235 147V148H233ZM193 147H195V146H192V147H190V149L193 151ZM237 147V148H236ZM84 148V147H83ZM82 148V149H83ZM95 149H96V147H94ZM102 148V147H101ZM196 148V147H195ZM232 148V149H231ZM91 149V148H90ZM189 149V150H190ZM214 149V148H213ZM85 150V149H84ZM98 150V148L95 150L96 151V153L98 152L97 151ZM189 150H187L190 154H192L191 153V150L189 151ZM197 150L198 151H200V149H198V147H197ZM206 150H208V149H206ZM82 151V150H81ZM94 151V150H93ZM99 151H101L100 149H99ZM138 151H140L139 153H140V156H138V155H135V156H132L131 157V155H130V157H131V159H130V157H128L129 158V160L131 161V163H132V165L135 167V168H137V169H139L140 170V168H142V167H146V168H148V169H150V162L145 158V157H143V153H145V151L144 152H142V150H136V152H135V154H137V152ZM163 151H165L164 149H162V148H158V149H156V153H161V152H163ZM194 151H195V149H194ZM202 151H204V150H202ZM202 151H200V152H202ZM210 151V150H209ZM208 151V152H209ZM86 152V151H85ZM89 152V151H88ZM141 152H142V154H141ZM199 152V153H200ZM93 153V152H92ZM95 153V152H94ZM138 153V154H139ZM148 153V152H147ZM198 153V152H197ZM205 153V152H204ZM83 154H85V153H83ZM86 154H88L87 152H86ZM85 154V155H86ZM91 154V153H90ZM90 154H88V155H90ZM99 154V159L100 160H104V157H106V155L105 154H102V152H100V153H98ZM111 154V153H110ZM206 155L208 154V153H205ZM85 156V157H88V159L87 160H89V158H91V157H89V156ZM95 155V154H94ZM108 155V154H107ZM111 155H113V154H111ZM122 154H120V157H122L121 156ZM124 155V154H123ZM133 155V154H132ZM215 155H213V153H212V156H215ZM109 156V157H108ZM105 159H107L110 163H112L113 165H117L120 161H122V160H120V157H112V156H110V155H108ZM113 156H115V155H113ZM143 157V159H142V157ZM145 156H146V154H145ZM150 155H147L146 157H149ZM166 156V155H165ZM174 156V155H173ZM172 156V157H173ZM183 156V155H182ZM208 156H210V158H209V160L211 159V160H213L212 159V157H211V155H210V153H209V155H207L206 157L207 158H205L204 156V158H205V160L207 159L208 160ZM126 157H127V155H126ZM155 157V156H154ZM167 157V156H166ZM184 157H185V154H184ZM94 158V157H93ZM96 158V157H95ZM127 158V159H128ZM145 158V159H144ZM157 158H158V156H157ZM168 158V157H167ZM174 158V157H173ZM172 158V159H173ZM194 158V162L192 161V159ZM198 158H199V155H198ZM202 158V156L199 158V159H201ZM162 159V158H161ZM185 159V158H184ZM95 160V159H94ZM129 160H127L128 162H130ZM145 160V161H144ZM149 160H150V158H149ZM163 160V162H164V159H162ZM174 160V159H173ZM180 160V159H179ZM192 162H191V161ZM202 160H203V158H202ZM92 161V160H91ZM125 161H126V159H125ZM125 161H123V162H125ZM126 161V162H127ZM154 161V160H153ZM152 161V162H153ZM219 161V162H218ZM98 162V161H97ZM122 162V163H123ZM127 162V163H128ZM159 161L157 160V164L155 163L154 165L156 166H158V167H162V165H164L163 163H161V166H160V162L158 163ZM99 163V162H98ZM117 163V164H116ZM121 163V162H120ZM120 163H119V165H120ZM154 163V162H153ZM165 163V162H164ZM175 163L176 162H174V163H172V161H171V166H173V164L175 165ZM185 163H187L190 167V169L188 170L187 169V167L188 166H186L185 167ZM206 163V162H205ZM207 163H210L209 161L207 162ZM217 163V164H216ZM101 164V163H100ZM130 164V163H129ZM152 164V163H151ZM112 165V166H113ZM122 165V164H121ZM168 165L169 164H167L166 166H167V168H168ZM197 165V166H196ZM131 166V165H130ZM152 166V165H151ZM154 166V167H155ZM165 166V165H164ZM157 167V168H158ZM170 167V166H169ZM174 167V166H173ZM173 167H171V168H173ZM176 167H177V164H176ZM200 167V168H199ZM130 168V167H129ZM132 168V167H131ZM146 168H145V170H146ZM153 168V167H152ZM159 168V169H160ZM198 168V169H197ZM203 168V167H202ZM124 169H126V168H124ZM162 169V168H161ZM163 169H166V168H164L163 167ZM169 169V168H168ZM186 169V170H185ZM203 169H205V168H203ZM123 170V169H122ZM128 170V169H127ZM131 170V169H130ZM139 170H137L138 171V173L140 172ZM142 171H145V170H143V169H141ZM170 170H172V169H170ZM174 171H176V168L175 169H173ZM148 171V170H147ZM158 171V170H157ZM169 171V170H168ZM160 172H161V170H160ZM165 172V171H164ZM10 173L11 174H13L14 175V177L13 176H11L10 175ZM10 173L8 174V177H7V175L5 174V173H1L0 174V181L1 180H3V183L0 185L1 187H2V191H3V194H2V196H3V199H5L6 197H8L9 198V201H8V203H2V204H0V235L1 234H3L4 232H11V233H13V232H16V231H19L20 230V223L18 222V220H17V217H20V218H23L22 220H24V218L26 217V214H27V212L29 213L30 211H32V210H37L40 206H49L50 208H52V209H54L56 212H57V214H60V215H62L63 213H65V212H70V209L71 208H74L75 206H76V204L75 203H66V202H63V201H60V202H58V203H54V204H49V202H53V199L51 200V201H49V202H47V203H45V201H44V199H45V197L46 196H48V195H58V194H60V195H62L60 198H61V200L62 199H64V197L63 196H65V195H68V194H71L72 192H73V190L75 189V188H77V187H82L83 185H84V187L85 188H87V189H91V190H95L94 188H92L91 187V178L90 177H88V178H86V177H79V176H77L76 174H74V173H72V174H68L67 176H65V177H63V178H55L54 176H53V178H52V181H51V187H50V185H48V184H45V185H43L42 183H38L39 181H37V183H38V185L40 186L39 187V189H36L35 190V194L33 195V198H32V200H30V201H25L24 200V198H25V196H24V190H25V187L19 182V180L17 179V178H15V175L16 176H18L17 174H18V172H16V171H14L13 169L12 170H10ZM147 173V172H146ZM154 173V172H153ZM152 173V174H153ZM157 173V172H156ZM171 173H173V172H171ZM117 174L119 175V180H121L120 178V170H118L117 171ZM159 174V173H158ZM162 174H164V173H162ZM174 174H176V173H174ZM237 174V173H236ZM235 174V175H236ZM238 174H239V172H238ZM244 174V175H243ZM156 175V174H155ZM155 175H153V176H155ZM170 176H172V175H170ZM232 176H234V175H232ZM12 177L13 178H15L17 181H15V180H13L12 179ZM176 177V178H175ZM235 177V176H234ZM228 178V179H227ZM165 179H166V176H165ZM243 179V178H242ZM149 180V183H151V179H148ZM169 179H167V183L169 182L168 181ZM176 180V181H175ZM155 181V180H154ZM154 181H152V182H154ZM161 181V180H160ZM162 181H164V179L162 178ZM171 181V180H170ZM146 182V181H145ZM165 182H166V180H165ZM222 182V183H221ZM231 182V181H230ZM230 182H229V180L227 181V183H229L230 184ZM257 182V181H256ZM256 182H254V183H256ZM148 183V182H147ZM146 183V184H147ZM161 184L162 183H164V182H160ZM166 183V185L167 186H169L168 184ZM171 183V182H170ZM169 183V184H170ZM233 183V181L231 182V184ZM122 185H123V183H121ZM152 184V183H151ZM160 184V185H161ZM145 185V184H144ZM149 185V184H148ZM172 185H173V182H172ZM171 185V186H172ZM150 186V185H149ZM159 186V185H158ZM233 186V185H232ZM231 186V187H232ZM264 186V185H263ZM123 187V186H122ZM144 186H142L141 188H143ZM227 187H229V185H227ZM244 187H246V186H243V189H244ZM151 188V187H150ZM10 189V190H9ZM224 189V190H223ZM9 190V191H8ZM50 190V191H49ZM123 190V189H122ZM121 190V192L123 193H121V192H119V191H114L113 189H109L108 190V193H107V195H109V198H110V201H109V199H108V205H109V203H110V205L111 206H109L111 209H112V211H114L115 212V214L118 216V214L120 213V207L122 206V204H121V201H120V198L122 199V201H128V200H130V198H131V196H125L124 195V192ZM139 190V189H138ZM149 190V189H148ZM156 190V189H155ZM155 190H153V188H152V191L151 192H153L154 191V194H155ZM247 190V189H246ZM45 191H47V192H45ZM141 191V190H140ZM248 191V190H247ZM37 192V193H36ZM133 192V191H132ZM158 192V194H159V192L162 194L163 192L161 191V188H160V190L159 191H157ZM156 192V193H157ZM219 192V191H218ZM245 192V191H244ZM134 193V192H133ZM132 193V194H133ZM138 193H139V195H138ZM136 192V194L138 195V197L140 196V193H142V197H143V192ZM149 193V192H148ZM228 193V194H227ZM243 193V192H242ZM135 194V193H134ZM133 194V195H134ZM145 194H146V192H145ZM154 194L153 195H151V196H154ZM232 194V193H231ZM244 194H247V193H244ZM169 195H171L170 197H168ZM234 195V194H233ZM5 196V197H4ZM177 196H179V198H177ZM215 196V195H214ZM224 196V197H225ZM63 197V198H62ZM147 197V196H146ZM149 197V196H148ZM155 197H157V195H155L154 196V198ZM211 197V198H210ZM223 197V198H224ZM235 197H236V195H235ZM105 198V197H104ZM216 198V197H215ZM230 198V197H229ZM232 198H233V196H232ZM58 199V198H57ZM103 198H99V199H97L95 202H94V205L93 204H91V203H86V205H85V207H84V210H85V212L87 213L91 208H93L94 210H95V212L93 213V214H90V215H88V217L89 218H94V217H96L97 215H99V214H101L102 212H104V210L106 209V208H108L107 206H106V204H103V203H105V202H103V200H102ZM144 199H145V195H144ZM158 200H160L159 198H157ZM217 199H218V197H217ZM219 199V200H220ZM105 200H106V198H105ZM146 200V199H145ZM154 200V199H153ZM168 200V201H167ZM216 200V199H215ZM219 200H218V202H219ZM225 200H226V198H225ZM245 200V199H244ZM155 201V200H154ZM157 201V200H156ZM227 201V200H226ZM228 201H230V200H228ZM234 201V200H233ZM204 202L207 204V206L205 205V207H203L204 205H202V204H204ZM215 202V201H214ZM246 202H247V200H246ZM217 203V202H216ZM221 203V202H220ZM219 203V204H220ZM224 203V205H227V203H225V201L223 202ZM222 203V204H223ZM232 203V202H231ZM164 204H159L160 206L158 207V205H157V207H156V203H155V207H154V209H153V207H150L151 209H153L152 210V214H150V209L148 210L149 211V213H146L145 211V213L143 212V215L141 214V215H138L139 217H136L137 219L139 218V219H141V222H142V220H144V221H146L147 222V220L150 218V216L151 217H154V218H152V220L153 221H155V222H153V223H155V225H158L159 223V225L158 226H155L154 227V224H153V227L154 228H156L158 231H156V230H154L153 229V227H152V229L153 230H151V233H152V231H155L154 233H153V235L151 234V235H149V237H146L147 235H145L144 236V231L142 232V228H140L139 229V227L137 228V226H139V224H137V226H136V224H135V226H136V233L134 234V233H132L131 234V232L129 233L128 232V230H127V228H126V226L125 227H123L122 229H125V230H121L122 231V233L121 234H119V233H117V234H115L114 233V235H113V237H108V235L107 236H105V235H101V236H105V237H108L109 239H113L112 240V242L115 244H113L114 246H112V247H114L113 248V250H111V251H107V253H105V255L107 256V254H109L108 255V257H105L104 256V258H101L100 257V255H96L97 253H95V255H87L86 254V256L84 255V256H82V257H80V258H78L77 259V261L78 262H76V263H74V261H73V263L72 264H88L89 262H90V260L88 261H86V259H91V260H93V261H91L90 263L91 264H187V263H190V264H264V242H263V240L261 239H258V240H256L257 239V237H256V239H255V237H253L252 235H254L255 236V232H253L254 234H248L247 235V238L246 239H244V240H246V241H244V243L243 242H241L240 241V239H236L235 238V233L234 232H236V230L238 231V228H239V224H238V221H236V223H234L233 225H234V227H235V231L234 232H232L233 230H231L230 232H224L225 231V229L229 226L228 224H227V227L226 226H224V231H222V229L221 228H223V226L222 225H220L221 223L219 222L220 221V219H219V223L217 224V226H216V223H217V221H216V223L214 224V221L216 220V219H218V215L219 214H215L216 216H218L217 218L215 217L214 218V216L215 215H211V213H210V215H209V211L210 210H208V212H207V214H203L202 215V213H199V219H196L197 221H192V220H195L194 218L192 219V218H189L190 220H188V217H184V214H183V212H185L184 210L182 211V217H184V218H186V220H188V222L185 220V219H183L182 217H180L181 216V214H179V217L177 218V216H178V214L176 215V214H174L173 212V216H172V218L174 219V217L176 218V220H177V222H176V224H174L175 222L173 221V220H171V221H173V224L174 225H177L176 226V228L173 230V224H172V228H171V226H169V224H167L168 222H170V221H168L166 218L168 217L167 215H169L168 213H171L169 210H171L172 211V209H168L167 208V206H165L166 208H163L164 207ZM221 204V205H222ZM230 205V204H229ZM244 206V205H243ZM180 207H181V209H180ZM209 207V208H208ZM233 208V207H232ZM237 208V207H236ZM236 208H234L235 209V211L237 210ZM168 209V213H167V210ZM188 210L190 209V208H187ZM192 209V208H191ZM228 209V208H227ZM231 208H229V210H230ZM233 209V210H234ZM238 209H240V207H238ZM131 209H129L128 210V213H129V217L128 216H125V218H126V220H128L129 219V223H132V221H135V217H134V215H132V210L130 211ZM157 210V211H156ZM188 210H186V211H188ZM212 210V209H211ZM219 210H222L221 209V207H220V209ZM233 210H232V212H233ZM166 211V212H165ZM192 211V210H191ZM197 211V210H196ZM212 211H214V210H212ZM225 211H227V210H225ZM231 211V210H230ZM238 211V210H237ZM1 212H2V214H1ZM20 214H19V213ZM142 212V211H141ZM181 212V211H180ZM203 212V211H202ZM231 212V213H232ZM188 213V212H187ZM195 213V212H194ZM193 213V214H194ZM203 213H205V212H203ZM215 212H213V214H214ZM222 213H224L223 212V210H222ZM226 213H229V212H226ZM231 213H229V214H231ZM87 214H89V213H87ZM167 214V215H166ZM195 214H197V213H195ZM194 214V215H195ZM237 214V213H236ZM236 214H235V212H234V214L233 215H235L236 216ZM153 215V216H152ZM175 215V216H174ZM185 215H186V212H185ZM225 215V214H224ZM133 216V217H132ZM137 216V215H136ZM164 216H165V219H164ZM167 216V217H166ZM187 216V215H186ZM232 216V215H231ZM239 216V215H238ZM191 217V216H190ZM193 217V216H192ZM229 217H230V215H229ZM135 218V219H134ZM171 218V219H172ZM209 218L212 220L213 218V220H212V223L210 222V224H209V226L211 225H215V227H220L219 228V231H220V229H221V231L219 232V231H217L216 229V231L215 230H213V231H215V233H213V232H211V231H209V226H208V224H207V222L206 221H208L209 220ZM236 217H233V219H235ZM239 218V217H238ZM2 219V220H1ZM138 219V220H139ZM178 219H181V220H179L178 221ZM230 219V218H229ZM137 220V221H138ZM164 220H165V222L166 221H168V222H166V223H164ZM232 220V219H231ZM236 220H239V219H237L236 218ZM142 222L141 224H142V226L141 227H143V229H145L146 230V227H144L147 223H145V222ZM159 223H158V222ZM189 221H192V222H189ZM230 221V220H229ZM139 222H140V220H139ZM232 222H234V221H232ZM172 223V222H171ZM145 224V225H144ZM161 224H165V227H164V225H161ZM166 224L168 225V226H166ZM224 224V223H223ZM232 224V223H231ZM144 225V226H143ZM218 225H220V226H218ZM224 225H226V224H224ZM232 225V226H233ZM147 227H149L148 225H147ZM164 227V228H163ZM226 227V228H225ZM150 228H151V226H150ZM161 228V229H160ZM163 228V229H162ZM229 228H230V226H229ZM233 228V227H232ZM139 229V230H138ZM211 230V229H210ZM253 230H255V229H253ZM207 231H209V232H207ZM260 233H261V235H263L264 234V232H263V234H262V231H263V229H262V231H260V230H258ZM119 232H120V230H119ZM111 233V232H110ZM109 233V234H110ZM123 233H124V235H123ZM121 236H122V238H121ZM0 238H2L1 236H0ZM101 238V237H100ZM107 238V239H108ZM104 241H105V239H104ZM108 241V240H107ZM106 241V242H107ZM103 242V241H102ZM112 242H108L110 245H111V243ZM124 242V243H123ZM233 243L234 244V246H236L235 248H234V250H231V248H226V246H225V244H227V243ZM108 243L107 244H105V247L108 245ZM214 244H217L216 246H213ZM222 246V247H220V245ZM232 244V245H233ZM104 245V244H103ZM152 245V246H151ZM130 246H132V249L130 248ZM107 247H110V246H107ZM111 247V248H112ZM136 247H138V249H135ZM215 248V249H214ZM135 249V250H134ZM103 259H107V261H103ZM83 261L85 262V263H83ZM101 261H103V262H101ZM88 262V263H87ZM89 263V264H90Z\"/></svg>","mask_w":264,"mask_h":264}]
</instances>
